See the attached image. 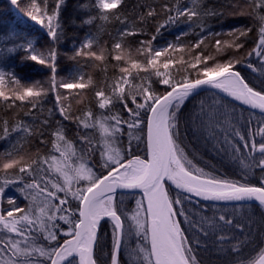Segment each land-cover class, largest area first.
Returning a JSON list of instances; mask_svg holds the SVG:
<instances>
[{"label": "snow or ice", "instance_id": "6c2138e0", "mask_svg": "<svg viewBox=\"0 0 264 264\" xmlns=\"http://www.w3.org/2000/svg\"><path fill=\"white\" fill-rule=\"evenodd\" d=\"M126 4L84 0L79 20L66 21L67 0H28L47 46L14 28L0 33V142L9 145L0 264H204L210 249L225 264H264V231L253 234L247 212L255 206L264 221V0L227 4L247 23L219 31L210 21L222 25L225 10L207 0H152L131 13ZM113 21L115 34L104 28ZM69 23L97 28L64 55L102 65L103 82L79 67L58 79ZM181 25L188 30L157 46L162 30ZM27 61L47 68V80L21 75ZM188 130L231 172L201 166Z\"/></svg>", "mask_w": 264, "mask_h": 264}, {"label": "trees", "instance_id": "16d2710c", "mask_svg": "<svg viewBox=\"0 0 264 264\" xmlns=\"http://www.w3.org/2000/svg\"><path fill=\"white\" fill-rule=\"evenodd\" d=\"M27 2L28 0H20V6L17 7L12 5L10 3V0H0V33H5L10 29L14 28L21 35L32 37L36 42L37 47H46L48 41L45 30L28 17L27 12L25 11V6ZM82 2H84V0H67V9L64 13L66 21H70V19L73 17L77 18V21L79 20L83 13L77 10V5ZM146 2L151 3L152 0H127L125 11L131 13L138 4L143 5ZM207 2L216 7H223L226 13V16L223 18L222 25L218 24L215 20L210 21V23L214 25L215 30L219 31L221 27L227 29L230 27H236L247 23V18L245 17H234L231 15H227V13L231 12L232 9L227 8L225 6L230 2H234V0H207ZM142 10L143 9H137V11ZM119 27L120 25L115 21L109 22L104 25L106 32H111L113 34H115L116 29ZM187 30V25H181L179 28H173L168 31L162 30V35L158 36L157 42L155 43L157 44V46H164L168 42L174 41L176 35L180 31ZM90 31L95 33L97 31V28L95 26L91 28L87 26L82 28L73 27L70 23L67 25L68 39H66L60 46V51L62 55L59 59L58 79L66 77L69 71L79 67L82 72L92 75L93 79L97 82H103L106 73L102 65L94 66L91 62H85L82 59L80 60L79 65H77L76 62L69 61L64 55V53L71 55L73 45L75 44L78 46L80 41H82L85 38L86 34ZM148 31H154V27H152L151 21L148 25ZM101 37L103 40L109 39L108 35L104 33H101ZM189 39H192L191 35L183 38L184 41H187ZM136 40L137 38H129V43L132 47H135ZM21 55H23L22 52L17 54L14 58V61L18 62L19 57ZM112 63H114V61ZM237 68L241 70L242 75H245L248 77V79L258 83V80L256 79L258 76L257 73H252L250 69H247L243 65H238ZM18 70H20L21 75L25 76L28 80H47L48 76L50 75V72L47 68L42 65L35 64L31 61L25 62V64L22 65L21 68ZM106 71L109 75L112 73L113 69L111 67V64H109ZM60 91L64 94H67L69 90L61 89ZM72 94L75 95L74 92ZM86 95L90 99L93 93L89 90L87 91ZM53 99L54 97L50 94L48 106H51V102ZM73 104L75 105V100H73ZM189 107H191V105H189ZM181 131L185 132L183 126L181 128ZM185 143L188 146L187 150L189 151V153L196 157L197 162L201 166H215V168L221 172H231L232 169L230 161L223 159L221 158V156L210 151L209 147H206L201 140L193 138L190 130L187 131V138L185 139ZM8 148V144L0 142V153H2L5 149ZM7 194L17 195L16 193L11 191H9ZM125 206L129 210H131L135 207V201L126 200ZM247 212L249 215L255 213L254 215H252V220L254 221V223L252 224L253 234L256 235L260 231H264V221H262L261 219L260 210L253 206V208L248 209ZM105 231L108 234L104 237L103 243L107 245V247H105L104 249V251L107 252L108 247H110L111 245V233L110 229L107 226H105ZM200 255L201 258L204 260V264H225V260L227 259L225 253L218 252L215 249H210L209 251H202Z\"/></svg>", "mask_w": 264, "mask_h": 264}]
</instances>
